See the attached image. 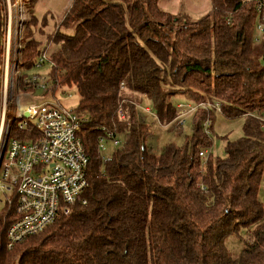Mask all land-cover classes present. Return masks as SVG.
Listing matches in <instances>:
<instances>
[{
    "label": "trees",
    "instance_id": "trees-1",
    "mask_svg": "<svg viewBox=\"0 0 264 264\" xmlns=\"http://www.w3.org/2000/svg\"><path fill=\"white\" fill-rule=\"evenodd\" d=\"M159 2L73 0L65 30L50 35L49 72L59 88L77 90L76 110L87 119V202L10 249V221L0 218V264H264V35L256 40V2L212 0L211 12L197 20ZM32 9L20 78L28 88L25 78L47 49L34 37ZM181 94L218 102L227 118L245 116L243 135L226 142L222 157L212 150L205 167L200 151L213 148V139L199 127L213 110L189 117L182 144L158 154L149 141L140 104L149 100L159 121L171 123L172 98ZM109 131L121 143L104 160L98 141ZM244 229L248 239L233 257L226 239Z\"/></svg>",
    "mask_w": 264,
    "mask_h": 264
},
{
    "label": "built area",
    "instance_id": "built-area-1",
    "mask_svg": "<svg viewBox=\"0 0 264 264\" xmlns=\"http://www.w3.org/2000/svg\"><path fill=\"white\" fill-rule=\"evenodd\" d=\"M252 1L256 2L260 12L256 30L258 40L264 35V0ZM13 19L11 12H7L5 23L1 26L0 53L3 72L0 83V212L5 210L8 219L15 214L5 232L9 249L28 236L43 231L60 214H70L77 203L87 202L84 192L89 185L90 162L81 134L87 119L76 109L66 108L60 102L43 104L40 108L32 103L21 104L16 110L8 108L12 88L11 60L13 49L18 47L14 45L18 22ZM45 63H49V69L55 67L48 49L39 53L35 68ZM50 76L49 71L45 76L35 72L25 80L35 90L48 92L53 86L47 80L52 81ZM176 107L174 121L178 127L184 126L198 110L220 111L218 102L179 100ZM145 110L152 114L151 109ZM212 124V117H206L199 127L200 132L211 137ZM108 141L115 146L121 143L120 137L109 131L99 138L100 151L105 149ZM212 150L210 146L200 151L203 167ZM201 181L198 182L200 185Z\"/></svg>",
    "mask_w": 264,
    "mask_h": 264
},
{
    "label": "rangeland",
    "instance_id": "rangeland-1",
    "mask_svg": "<svg viewBox=\"0 0 264 264\" xmlns=\"http://www.w3.org/2000/svg\"><path fill=\"white\" fill-rule=\"evenodd\" d=\"M72 1L73 0H35L33 2V0H0L2 25L5 23L7 12L8 14L11 12L13 18L18 22L17 40L14 44L18 47L13 49V58L11 60L12 71L10 78L12 80V88L8 100V108L11 110H16L21 104L24 105L29 103H32L34 106H38L39 108L43 104L59 102L64 107L69 109H76L78 106L80 95L74 87H67L61 84V88L56 90V88L59 86L56 83L58 82L57 78L54 79L56 75L50 74L52 81L47 79L50 84L51 82L53 84L48 92L35 90L34 87L28 88L26 85L24 86L20 83L23 70L21 65L23 45L24 41L26 40L24 31L26 22H28L31 18L33 4L35 14L39 18V25L35 27L36 34L34 33V37L41 41L40 47L42 49L46 47L48 49L49 55L51 56L52 51L55 48L49 37L57 30L63 29L60 24L67 9H69L71 6ZM159 5L165 11L174 13L176 15H183L185 18L191 20L200 19L212 10V0H160ZM44 22L45 26L43 24ZM63 30H65V28ZM49 67V63H45L42 67H39L36 70L31 69L30 73L36 72L45 76L49 71ZM2 79L3 72L2 68H0V83ZM61 81L62 80H60V83ZM179 99H183L185 101L189 100L185 95L181 94L173 97L172 101L177 104ZM145 108H149V110L151 109L152 114L147 113ZM16 113H18V111H16ZM140 113H142V119H145L151 125L152 133L149 136V141L152 145V149L158 154L162 152L168 143L174 142L176 144H182L185 139V135L191 133L192 125L190 122H187L183 126L182 131L179 132L175 121L171 123L161 120L159 121V119L155 116L156 113L153 105L147 99L143 100V102L140 104ZM9 115L11 116V114ZM244 122V115L235 118H227L220 112H214V132L211 136L213 139L214 156H224L226 142L228 140L240 138L243 135ZM114 149L115 145L112 141L106 142L105 149L101 151L102 158L104 160L108 159L110 155H112ZM259 198L261 201H264V179L260 186ZM14 215L15 214H11L10 218L8 219V217L5 215V210L0 212V218L3 217L5 222L8 220L11 222L14 218ZM246 239H248V234L245 229L241 230L238 236H229L226 239L228 253L233 257H238Z\"/></svg>",
    "mask_w": 264,
    "mask_h": 264
},
{
    "label": "water",
    "instance_id": "water-1",
    "mask_svg": "<svg viewBox=\"0 0 264 264\" xmlns=\"http://www.w3.org/2000/svg\"><path fill=\"white\" fill-rule=\"evenodd\" d=\"M1 26L2 23H1V10H0V35H1ZM0 53H1V37H0Z\"/></svg>",
    "mask_w": 264,
    "mask_h": 264
},
{
    "label": "crops",
    "instance_id": "crops-1",
    "mask_svg": "<svg viewBox=\"0 0 264 264\" xmlns=\"http://www.w3.org/2000/svg\"><path fill=\"white\" fill-rule=\"evenodd\" d=\"M73 2V1H72ZM152 146V145H151Z\"/></svg>",
    "mask_w": 264,
    "mask_h": 264
}]
</instances>
